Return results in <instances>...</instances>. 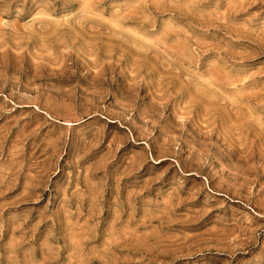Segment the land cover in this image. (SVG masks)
<instances>
[{"label": "rangeland", "instance_id": "374dc122", "mask_svg": "<svg viewBox=\"0 0 264 264\" xmlns=\"http://www.w3.org/2000/svg\"><path fill=\"white\" fill-rule=\"evenodd\" d=\"M0 264H264V0H0Z\"/></svg>", "mask_w": 264, "mask_h": 264}]
</instances>
